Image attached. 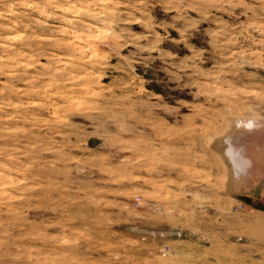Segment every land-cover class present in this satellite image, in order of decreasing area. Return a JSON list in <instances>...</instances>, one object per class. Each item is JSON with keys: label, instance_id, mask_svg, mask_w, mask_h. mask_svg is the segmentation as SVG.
I'll return each mask as SVG.
<instances>
[{"label": "rangeland", "instance_id": "rangeland-1", "mask_svg": "<svg viewBox=\"0 0 264 264\" xmlns=\"http://www.w3.org/2000/svg\"><path fill=\"white\" fill-rule=\"evenodd\" d=\"M0 264H264V0H0Z\"/></svg>", "mask_w": 264, "mask_h": 264}]
</instances>
